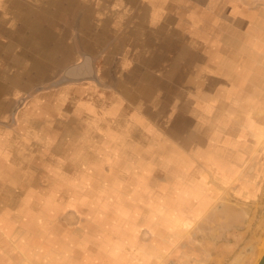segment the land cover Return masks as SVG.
I'll list each match as a JSON object with an SVG mask.
<instances>
[{
    "label": "rangeland",
    "instance_id": "obj_1",
    "mask_svg": "<svg viewBox=\"0 0 264 264\" xmlns=\"http://www.w3.org/2000/svg\"><path fill=\"white\" fill-rule=\"evenodd\" d=\"M6 1L10 5L4 7L1 3L5 0L0 1V80L7 81L0 86L4 99L0 113L9 127L4 136L17 144L10 157L19 159L20 165L12 170L7 148L0 146L5 148L2 157L9 164L0 167V196L1 192L5 196L0 197V226L6 236L13 234L10 237L18 242L24 260L21 264H175L172 222L167 219L163 225L157 224V215L151 211H156L161 192L167 197L164 206L171 205L168 196L177 189L178 180L177 190H193L198 206L201 196H208L213 186L221 183L220 176L225 184L226 179L233 181L235 175L252 171L244 166L239 171L235 166L239 161L236 131L244 129L246 118L221 113L231 105L240 110V103L219 104L214 95L207 101H182L179 107L165 103L163 114H150V108L144 110L148 114H125L121 126L116 122L121 129H111L110 133L111 122L103 119L106 115L96 114L107 104L92 103L93 98H105L107 82L96 68L104 62L105 54L99 53L102 49L93 52L96 55L89 54L93 49L89 50L80 36L83 12L89 19L93 17L92 0ZM43 10L47 12L43 14ZM77 12L82 15L80 22L74 23ZM57 13L60 16L55 17ZM50 16L60 20L54 24L63 32V53H58L59 40L55 43L53 39L48 48L51 52L43 56L39 51L42 45L31 32L50 21ZM240 22L243 38L225 40L222 54L236 65L235 71L220 72V86L237 83L249 90L256 76L247 68L256 59L254 49L264 48V0L254 6L245 4ZM187 40H181L179 49H185ZM206 48L199 49L197 61L216 62L218 56L203 53ZM84 59L90 71L86 73L84 68L69 76L68 70ZM257 78H264L263 70ZM213 86L218 94L220 88ZM193 129L205 133L196 135L194 144L188 141L192 137L188 132ZM200 137L204 144L198 141ZM194 150L196 156L189 157ZM198 150H202L200 154ZM259 199L254 207L258 212L256 230L246 247L243 244L225 259L196 256L191 264H256L264 252V180ZM199 217L196 229L190 230V234L194 232V253L206 252L201 242L215 248L207 236L219 226ZM187 223H182V232L186 233ZM244 227L235 226L241 230L250 225ZM216 233L217 238H210L218 243L233 240L219 230ZM187 246V240L182 241L179 250L188 252ZM43 255L48 260L52 255L57 261L42 262ZM28 256L35 263L29 262Z\"/></svg>",
    "mask_w": 264,
    "mask_h": 264
},
{
    "label": "crops",
    "instance_id": "obj_2",
    "mask_svg": "<svg viewBox=\"0 0 264 264\" xmlns=\"http://www.w3.org/2000/svg\"><path fill=\"white\" fill-rule=\"evenodd\" d=\"M257 1L92 0L91 4L93 7L95 6L93 17L89 19V14L86 15L83 12V29L80 36L87 42L88 49H93L86 54L96 55L93 52L100 49L102 50L99 53L105 54L104 62L96 65L105 80L102 79L107 82L103 92L105 98H96V100L93 98L92 103L107 104L104 106L103 112L98 110L96 114L106 115L103 119L111 122L110 133L111 129H121L119 126L123 123H120V120L125 118V114H148L144 111L147 108L151 109L150 114H163L165 103L167 106L172 104L179 107L182 101L188 103L207 101L210 99V95L216 96V102H220L219 104L239 102L240 110H236V106L231 105L230 109L223 110L221 113L239 114L240 118H246L244 129L240 133L236 131L238 141L236 150L240 162L238 161L235 166L239 171L243 166L249 167L252 169L250 173L239 177L235 175V180H231V182L226 179L225 184L222 182L223 176H220L221 180L218 181L221 183H216L213 190L209 191L208 196H201L203 201L201 204L199 202L198 206L193 190L190 191L186 188V193L177 190L180 188V180L177 182L179 184L177 189L172 191L171 196H168L171 200L170 206H164V199L167 197H164L163 192L159 193L161 195L158 196V199L161 201H157L156 211H151V213L157 215V224L160 222L163 225L167 219L172 222V246L175 248L172 251L173 256L177 253L175 264H191V259L196 256L198 259H205L208 256L209 260H213L218 255L225 259L229 254L235 253L243 244L246 247L249 237L251 239L252 233H255L256 230L254 223L258 212L254 207L259 204L256 201L260 200L264 180V125H262L264 123V105H262L264 104V78L261 80L257 78L258 72L264 71V48L254 49L257 63L252 60L247 68L248 72L253 73L254 71L253 76H256L255 80L251 81V89L246 90L244 86L237 83H234L232 87L227 85L228 83L220 86V82L223 81V75L220 72L235 71L236 65L234 66L233 63H229L222 57L223 46L225 40L243 38V26L240 21L243 18L244 6L245 4L254 6ZM9 5L6 0L4 4L1 3L3 7ZM46 12L43 10V14ZM81 15L82 13L77 12L73 22L79 23ZM54 16L60 15L57 13ZM49 20H45L46 22L40 20L42 24L31 32V36L42 45L39 47V51L43 56L51 52L48 48L58 40V53H63L61 49L63 32L54 24L60 20L53 19L52 16L49 17ZM104 29L110 31L104 32ZM185 38L188 39L185 49H179L181 40ZM204 46L207 48L203 53L218 56L216 62L200 63L197 61L199 52H201L199 49L205 48ZM208 48L210 52L206 51ZM236 52L243 54L238 49ZM258 56L262 59V63L258 60ZM98 76L101 77L99 74ZM6 83L7 81L4 79L0 80V86H5ZM216 84L220 88L218 94L215 91L218 88L213 86ZM180 92L182 93L180 94ZM65 93L70 99V93L66 90ZM3 101L4 99L0 95V109H2ZM179 111L176 113L179 114ZM1 114L0 146H6V153L10 157L17 144L12 139L10 142L11 140L4 136L9 133V127L5 126ZM49 117L51 118V116ZM98 119L97 123L101 124L103 120L100 117ZM116 122H119L118 125H120H116ZM40 133L44 135L46 131H40ZM199 134L205 135V133L197 132L194 129L188 132L189 136L192 135L188 139L189 143L194 144L197 139L196 135L199 136ZM204 139L206 138L204 137ZM198 141L201 144L205 143L202 137L198 138ZM2 147H0L1 168L9 165L4 162L5 159L2 157V150L5 149ZM194 151V154L188 153V156H196L197 152ZM201 151L198 150V154ZM8 161L12 170L20 165L17 158L10 157ZM16 174H18V170ZM1 181H3L2 178H0V187L3 184ZM188 182L187 184H190V181ZM13 186L11 183V187ZM0 197L5 198L2 192ZM197 215L198 217L203 216L209 224L215 221L219 225L214 232L207 236L209 238L207 241L213 242L215 248H208L204 242H201L207 249L206 252L202 250L201 253L191 251L195 240L191 237L194 232L190 234V230L200 220L196 219ZM185 221L188 222L186 233L181 231V225ZM246 224H249L251 228L241 230L235 228V226L245 228ZM216 230L221 231L223 237L233 240L219 243L214 241L215 239L210 237H218ZM29 231L32 234V229ZM5 234L2 225V227L0 226V264H21L24 260L21 259L18 242L14 240V237H10L14 236L13 234H7V236ZM185 240H187V250L189 251L182 253L179 246ZM137 249L139 248L137 247ZM44 252L47 254L48 250L44 249ZM142 253L144 254V252L141 251V257ZM43 257L42 262L57 261L54 260L56 257L54 258L52 255L49 260L45 258L47 256L43 255ZM26 259L35 263V259H31L29 256Z\"/></svg>",
    "mask_w": 264,
    "mask_h": 264
},
{
    "label": "flooded vegetation",
    "instance_id": "obj_3",
    "mask_svg": "<svg viewBox=\"0 0 264 264\" xmlns=\"http://www.w3.org/2000/svg\"><path fill=\"white\" fill-rule=\"evenodd\" d=\"M87 66H89L88 65V63H86V61H85V59H84V61H82L81 63H78V64H75V66H73L72 68H70V70H68V72H82V71H84V68H86L85 69V71H86V73L87 72H89L90 71V67H87ZM85 73V72H84ZM70 76V75H69Z\"/></svg>",
    "mask_w": 264,
    "mask_h": 264
},
{
    "label": "water",
    "instance_id": "obj_4",
    "mask_svg": "<svg viewBox=\"0 0 264 264\" xmlns=\"http://www.w3.org/2000/svg\"><path fill=\"white\" fill-rule=\"evenodd\" d=\"M67 73H68V75L70 74V72H67ZM21 102H22V100H20L18 103L20 104ZM17 107H18V105H17ZM17 107H15V108H17ZM256 264H264V252H263V254H261V256H260V258Z\"/></svg>",
    "mask_w": 264,
    "mask_h": 264
},
{
    "label": "bare ground",
    "instance_id": "obj_5",
    "mask_svg": "<svg viewBox=\"0 0 264 264\" xmlns=\"http://www.w3.org/2000/svg\"><path fill=\"white\" fill-rule=\"evenodd\" d=\"M262 243H263V245H264V237H263V242H262Z\"/></svg>",
    "mask_w": 264,
    "mask_h": 264
}]
</instances>
